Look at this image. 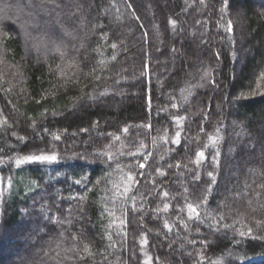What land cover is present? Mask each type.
Returning a JSON list of instances; mask_svg holds the SVG:
<instances>
[{
  "label": "trees",
  "instance_id": "trees-1",
  "mask_svg": "<svg viewBox=\"0 0 264 264\" xmlns=\"http://www.w3.org/2000/svg\"><path fill=\"white\" fill-rule=\"evenodd\" d=\"M236 1L0 0V264H264V0Z\"/></svg>",
  "mask_w": 264,
  "mask_h": 264
},
{
  "label": "rangeland",
  "instance_id": "rangeland-1",
  "mask_svg": "<svg viewBox=\"0 0 264 264\" xmlns=\"http://www.w3.org/2000/svg\"><path fill=\"white\" fill-rule=\"evenodd\" d=\"M236 2L239 3V5H240L241 1L238 0ZM191 4H193V3H191ZM239 5H235V8H234L235 10L234 11H235V17H236V22H237L238 28H239V30H242L243 29V25H245L246 22H245L244 11L242 10V8H240ZM159 6L161 7L162 10L165 8L164 7V3L162 1L159 2ZM199 10H197V12H199ZM153 26L155 27V24ZM41 35H43V38H44L45 41L46 40L50 41L54 37L47 30L46 31H44V30L41 31ZM173 36H176V34L170 32V37L173 38ZM38 38H41V37L39 36ZM177 42H178L177 40L174 41V43H177ZM191 49H192L193 58L191 60L189 70H188V72L186 74V76H187L186 80L181 85V88H183V89L178 93V96L181 99H183L185 97V100H188V97L192 96L195 93V91H197V90H201L202 91V90L207 89L206 78H207L208 72L206 71L205 66H203V64H201V51H200V47L198 46V42H197V40L195 38H192ZM245 51L249 52L248 50H245ZM176 55H178V54H176ZM171 60H172L171 56H166V58L162 59L161 61L162 62H166V61H171ZM183 93L184 94L186 93L185 96H184ZM172 102H175V100H173ZM183 104H186V103L184 102Z\"/></svg>",
  "mask_w": 264,
  "mask_h": 264
},
{
  "label": "snow or ice",
  "instance_id": "snow-or-ice-1",
  "mask_svg": "<svg viewBox=\"0 0 264 264\" xmlns=\"http://www.w3.org/2000/svg\"><path fill=\"white\" fill-rule=\"evenodd\" d=\"M201 2H203V0H201ZM229 30H231V24H230V22H229ZM113 47H115V45H113ZM262 78H264V74H262ZM173 107H175V105H173ZM177 119L179 120L180 118H177ZM125 131H127V129H125ZM177 136H179V133H177ZM57 139H58V137H57ZM176 142L178 143L179 141L177 140ZM198 155L203 156V153H199ZM55 159H56L55 156H48V155H29L27 157H24L23 159H17L16 160V164H17V166H19L20 164H23L25 162H32V161H53ZM140 167L143 168L144 167V164H140ZM127 180L129 182H133L134 181V177L131 174H129L127 176ZM129 191H130V187H126L125 190H124V195H127V193ZM164 195L167 196L168 194L167 193H164ZM167 207L168 206L165 205V209H167ZM187 207L189 209V213H190L189 218L190 219H194V218H198L199 217V213L197 211L198 206L193 205V204H188ZM165 227H168V225L166 224ZM251 232H252V229H248V234H251ZM240 235L243 236V235H245V233L244 232H241ZM109 238H111V237H109ZM85 250H87V248Z\"/></svg>",
  "mask_w": 264,
  "mask_h": 264
}]
</instances>
